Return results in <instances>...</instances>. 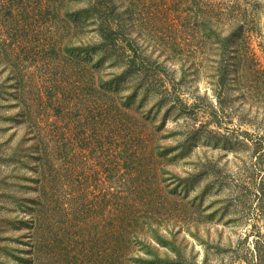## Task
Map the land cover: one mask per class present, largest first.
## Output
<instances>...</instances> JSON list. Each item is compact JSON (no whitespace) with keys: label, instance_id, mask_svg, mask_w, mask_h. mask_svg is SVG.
<instances>
[{"label":"rangeland","instance_id":"1","mask_svg":"<svg viewBox=\"0 0 264 264\" xmlns=\"http://www.w3.org/2000/svg\"><path fill=\"white\" fill-rule=\"evenodd\" d=\"M252 1L242 48L247 57L216 58L208 67L199 62L203 53L192 64L146 45L150 78L128 108L112 110L114 129L119 119L132 121L146 145L135 151L145 171L128 176L127 187H136L129 196L139 214L158 218L157 234L140 233L126 264H264V141H257L264 138V88L257 81L264 79V0ZM171 21L181 30L172 38L185 40L183 24ZM107 65L105 73L115 71ZM8 74L0 63V264H109L108 162L94 121L106 137L111 113L92 119L86 102H78L83 106L72 121L61 122L64 145L76 155L74 191L41 207L33 140L16 116ZM60 99L64 115L77 102ZM100 102L108 109L112 98Z\"/></svg>","mask_w":264,"mask_h":264},{"label":"trees","instance_id":"2","mask_svg":"<svg viewBox=\"0 0 264 264\" xmlns=\"http://www.w3.org/2000/svg\"><path fill=\"white\" fill-rule=\"evenodd\" d=\"M43 1L45 7L40 8L38 0H0V63L14 81V96L19 108L16 116L24 120L25 131L32 136L30 152L38 181L35 201L42 207L43 200L74 191L76 155L68 144L64 145L61 136L60 124L64 118L72 121L75 112L83 106H78V102H86L92 119L96 112V116L103 111L110 112L109 123H105L109 134L105 137L104 129L97 126L95 120L94 138L105 150L108 162L104 170L109 181L106 192L112 238L109 264H126L125 261L132 257L133 244L141 241L140 233L144 230L157 232L158 218L139 214L136 203L129 196L136 187L135 184L127 187L128 176L145 171L140 162L142 158L135 151L144 150L146 145L134 122L119 119L120 127L114 129L118 119L112 110L118 104L128 108L145 84V78H150L151 69L146 64L147 59L142 57L146 45L160 54L188 59L192 64L194 57L203 53L199 62L208 67L213 66L216 58L228 61L230 56L237 61L238 56L240 60L241 55L247 57L242 48L248 25L253 22L249 6L253 7L254 2ZM171 18L178 19L179 25L185 27V40L172 38L181 30ZM166 26L170 27L169 35ZM139 40L144 45L138 44ZM106 62L107 67L115 71L105 73ZM258 79L264 88V79ZM126 89L131 93L124 96L122 92ZM60 95L66 104L74 97L77 100L68 106L65 115ZM103 98H112L108 109L101 106ZM263 139L260 137L257 141ZM131 179L136 183L139 175ZM65 184L67 189H63ZM75 243L77 247L79 239L76 238Z\"/></svg>","mask_w":264,"mask_h":264}]
</instances>
